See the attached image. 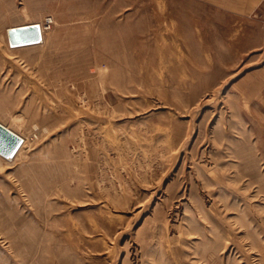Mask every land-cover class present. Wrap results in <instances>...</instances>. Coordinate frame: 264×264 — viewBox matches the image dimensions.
<instances>
[{
  "label": "rangeland",
  "instance_id": "obj_1",
  "mask_svg": "<svg viewBox=\"0 0 264 264\" xmlns=\"http://www.w3.org/2000/svg\"><path fill=\"white\" fill-rule=\"evenodd\" d=\"M224 21L212 0H0V121L26 139L0 155V264H264V47Z\"/></svg>",
  "mask_w": 264,
  "mask_h": 264
},
{
  "label": "crops",
  "instance_id": "obj_2",
  "mask_svg": "<svg viewBox=\"0 0 264 264\" xmlns=\"http://www.w3.org/2000/svg\"><path fill=\"white\" fill-rule=\"evenodd\" d=\"M213 10L216 15L224 16L226 34L229 26L233 33L240 32V50L264 47L263 0H212Z\"/></svg>",
  "mask_w": 264,
  "mask_h": 264
},
{
  "label": "water",
  "instance_id": "obj_3",
  "mask_svg": "<svg viewBox=\"0 0 264 264\" xmlns=\"http://www.w3.org/2000/svg\"><path fill=\"white\" fill-rule=\"evenodd\" d=\"M11 46H22L39 43L42 40V29L39 23L14 26L8 30ZM23 139L13 130L0 123V153L14 156Z\"/></svg>",
  "mask_w": 264,
  "mask_h": 264
},
{
  "label": "bare ground",
  "instance_id": "obj_4",
  "mask_svg": "<svg viewBox=\"0 0 264 264\" xmlns=\"http://www.w3.org/2000/svg\"><path fill=\"white\" fill-rule=\"evenodd\" d=\"M36 23H39L40 25H41V29H42V40L44 41V38H45V36H44V34H45V26L41 23V22H36ZM17 26H19V25H17ZM12 27H14V26H12ZM9 28H11V27H9ZM9 28H8V30H9ZM9 36V35H8ZM41 40V41H42ZM10 41V40H9ZM40 41V42H41ZM11 45V44H10ZM12 47H14V46H12ZM112 58V57H111ZM113 59V58H112ZM115 59V58H114ZM0 123H2L3 125H5L6 127H8L9 129H11V130H13L14 132H16L12 127H10L9 125H7V124H5V123H3V122H1L0 121ZM18 135H20L18 132H16ZM21 137H22V139H23V142H22V144H24V142L26 141V139L22 136V135H20ZM22 144H21V146H20V148L18 149V151L15 153V155L14 156H4L3 154H1L0 153V155H2V156H4V157H6V158H8V159H13L18 153H20V151H21V148H22ZM18 156V155H17ZM16 158V157H15ZM15 165V164H14Z\"/></svg>",
  "mask_w": 264,
  "mask_h": 264
},
{
  "label": "built area",
  "instance_id": "obj_5",
  "mask_svg": "<svg viewBox=\"0 0 264 264\" xmlns=\"http://www.w3.org/2000/svg\"><path fill=\"white\" fill-rule=\"evenodd\" d=\"M263 7H264V0H263ZM263 20H264V17H263Z\"/></svg>",
  "mask_w": 264,
  "mask_h": 264
}]
</instances>
